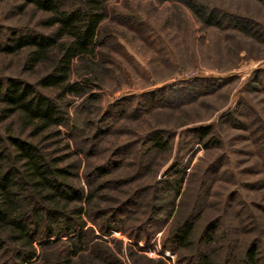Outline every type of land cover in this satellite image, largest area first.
<instances>
[{
  "label": "trees",
  "instance_id": "16d2710c",
  "mask_svg": "<svg viewBox=\"0 0 264 264\" xmlns=\"http://www.w3.org/2000/svg\"><path fill=\"white\" fill-rule=\"evenodd\" d=\"M19 1L21 7L31 5L42 12L44 27L52 31L0 27V36L5 34V47L0 39V51H25L26 71L37 72L38 64L49 62L37 83L0 78V120L16 125L15 130L0 132V264H29L36 256V243L41 249H58L54 257L49 256L56 264H123L96 232L104 236L121 230L135 240L149 242L168 222L162 246L177 252L179 264H264V201L247 203L231 192L217 205L218 213L210 212L212 206L217 207L211 188L218 168L213 170L211 165L203 171L195 192H186L192 173H186V163L179 165L195 143L205 149L217 144L219 136L212 124L179 134L174 158L162 179L155 178L105 207L96 202L97 191L112 181L116 185L119 180L110 176L125 165H135L137 176L150 170L159 156L172 150L175 132L152 129L134 142L110 149L104 161H88L128 104L126 100L116 110L115 103L128 99L121 96L99 112L92 105L99 96L89 92L93 79L99 78L90 64L95 66L98 49L104 44L105 0ZM181 1L205 25L251 32V21L220 10L210 0ZM75 66L80 68L78 74L82 68L85 75L71 81ZM263 78L260 69L251 81L263 82L264 90ZM220 81L193 77L182 86H163L143 94L146 100L141 107L176 106ZM83 96L74 119L67 111L69 99ZM239 104L219 119L238 124L236 110L243 107ZM254 124L252 119L249 126ZM256 130H260L255 140L264 172V129ZM260 180L264 184V174ZM140 209L145 217L132 223ZM129 252L145 264H165Z\"/></svg>",
  "mask_w": 264,
  "mask_h": 264
},
{
  "label": "rangeland",
  "instance_id": "374dc122",
  "mask_svg": "<svg viewBox=\"0 0 264 264\" xmlns=\"http://www.w3.org/2000/svg\"><path fill=\"white\" fill-rule=\"evenodd\" d=\"M210 1L228 14L251 21V32L228 26L205 25L181 0H105L108 16L102 24L104 44L98 49L100 54L95 59V66L90 64L99 78L93 79L94 87L89 92L99 96L92 102L99 112L121 96L128 99L115 103L116 110L124 106L126 100L128 104L124 115L114 120L100 148L90 155L88 161L100 163L110 154V149L134 142L152 129L173 130L175 138L172 150L159 156L146 173L134 175L135 165H125L113 173L110 179L116 178L119 182L113 185L112 181L97 191L95 199L100 206L105 207L117 198H125L136 188L152 183L155 178L162 179L174 158L179 134L190 127L211 124L219 136L217 144L205 149L200 143H195L179 165L186 163V173H192L185 185L186 192H195L203 171L211 165L213 170L218 167L213 172L211 188V199L216 206L231 192L238 193L236 198L239 196L247 203L264 201V184L260 182L264 172L255 140V135L260 132L256 129H264V90L263 82L260 85L251 81L255 71L264 70V1ZM21 5L19 0H0V27L4 30L15 28L21 32L29 29V32L44 34L52 31V28L44 27L41 19L46 16L42 12L34 10L31 5ZM0 39L3 48L5 34H1ZM25 56L23 50L16 53L0 51V78L14 77L37 83L47 71L49 62L38 64L35 68L37 72L29 73L24 69ZM85 62L82 66L86 65ZM76 67L70 75L71 81L85 75L82 68L81 74H78L77 69L80 68ZM193 77L221 81L211 90L200 91L194 99L184 100L176 106L155 104L148 109L141 107L146 100L143 94L170 84L182 86ZM84 96L69 99L67 111L74 119H77L76 107ZM238 102L243 106L242 110H236L240 119L238 124L219 119L227 109H236ZM134 108L139 109L134 112ZM252 119L255 124L249 126ZM9 122L8 119L0 120L1 133L16 129L15 123L10 125ZM255 125L260 127L253 130ZM82 159V163L85 162V158ZM214 206L209 211L216 214L219 206ZM144 217L140 209L131 222L136 223ZM168 224L161 227L149 242L135 240L121 230L104 236L96 234L123 264H145L137 257H131L130 250L138 256L173 264L162 252L169 251L174 255V263L179 264L177 252L162 246ZM36 245V256L29 264H56L49 258L54 257L55 249L58 251L55 246L41 249Z\"/></svg>",
  "mask_w": 264,
  "mask_h": 264
},
{
  "label": "built area",
  "instance_id": "2783aa9c",
  "mask_svg": "<svg viewBox=\"0 0 264 264\" xmlns=\"http://www.w3.org/2000/svg\"><path fill=\"white\" fill-rule=\"evenodd\" d=\"M162 252H163V254L165 255V257H166L167 259L172 260L173 264H175V263H174V255H173V254H171L169 251H162Z\"/></svg>",
  "mask_w": 264,
  "mask_h": 264
}]
</instances>
